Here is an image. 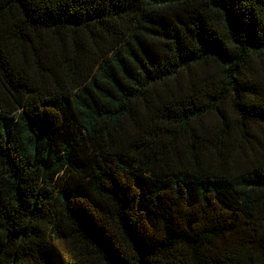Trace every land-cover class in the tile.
<instances>
[{"label":"trees","instance_id":"16d2710c","mask_svg":"<svg viewBox=\"0 0 264 264\" xmlns=\"http://www.w3.org/2000/svg\"><path fill=\"white\" fill-rule=\"evenodd\" d=\"M0 264H264V0H0Z\"/></svg>","mask_w":264,"mask_h":264}]
</instances>
